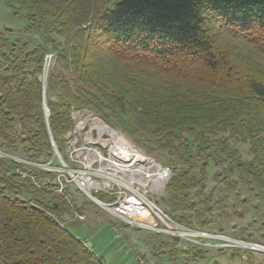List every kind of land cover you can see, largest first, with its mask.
<instances>
[{
	"label": "trees",
	"instance_id": "1",
	"mask_svg": "<svg viewBox=\"0 0 264 264\" xmlns=\"http://www.w3.org/2000/svg\"><path fill=\"white\" fill-rule=\"evenodd\" d=\"M4 1L34 38L0 30V148L48 161L51 138L64 149L71 109L85 108L182 161L170 190L200 183L197 159L201 168L227 163L264 187V0ZM43 91L56 98L47 117ZM231 140L247 142L251 159ZM55 186L53 174L0 157V264H105L65 227ZM171 218L193 224L190 215ZM200 248L160 239L157 249L175 263L195 261Z\"/></svg>",
	"mask_w": 264,
	"mask_h": 264
},
{
	"label": "rangeland",
	"instance_id": "2",
	"mask_svg": "<svg viewBox=\"0 0 264 264\" xmlns=\"http://www.w3.org/2000/svg\"><path fill=\"white\" fill-rule=\"evenodd\" d=\"M24 25L25 20L14 15L7 3L0 0V30L10 29L11 39L33 42V35L23 33ZM49 55L51 54H46L44 67L48 66ZM44 99L45 104L47 100H56L54 94L46 91ZM45 106L46 109L43 105L42 109L47 115L48 107ZM73 110L71 109L70 115ZM74 115L76 117L72 119L71 127L60 135L64 147L67 140L66 132L72 128L74 123L81 121L82 125L88 128V125H91V119L101 120L105 126L121 133L138 152L168 167L170 171L168 179L163 189L153 195V199L170 217L173 214H181L185 217L190 215L193 224L191 226L181 225L195 228L208 235L195 237L193 240L182 237L171 239L170 234L165 232L155 233L132 228L101 211L92 201L87 200L77 191L68 189L67 193L71 197V203L83 209V211H77L83 213L85 219L73 220V208L63 197L66 201L65 212L61 215L64 225L101 257L105 264H264V249L256 248H264V187L258 188L236 172L231 174L227 163L215 165L210 162L209 166L201 168V162L197 159L192 171L200 177L199 172L204 169L200 183L191 184L182 191L170 190L167 185L172 175L176 173L172 167L183 166L182 161L176 160L168 152L158 148L157 144L143 140L138 142L126 132L109 125L89 109L78 108ZM231 143L238 150L241 159L246 161L251 159L247 142L231 140ZM148 147H152L150 151L146 149ZM10 154L14 158H23L21 151ZM53 162L55 163L56 160L54 159ZM173 203L177 205L174 210L172 209ZM199 217L204 221L202 225L197 223ZM160 239L167 240L180 250H185L191 245H199L201 252L195 261H187L180 255L177 261L172 263L168 255L161 254L157 249ZM246 251H248V257L244 256Z\"/></svg>",
	"mask_w": 264,
	"mask_h": 264
},
{
	"label": "built area",
	"instance_id": "3",
	"mask_svg": "<svg viewBox=\"0 0 264 264\" xmlns=\"http://www.w3.org/2000/svg\"><path fill=\"white\" fill-rule=\"evenodd\" d=\"M48 57V61L51 60V55ZM77 111L78 108L72 111L71 119H75ZM90 124L87 128L81 121L74 123L66 132L63 154L51 138L53 155L48 161L15 159L1 148L0 157L53 174L55 192L73 208V220H84L85 215L71 203L68 189L77 191L101 211L129 227L165 232L188 240L208 236L203 231L184 227L173 220L153 199L168 179V167L138 152L121 133L105 126L101 120L93 118ZM21 175L40 186L34 175L27 171H22Z\"/></svg>",
	"mask_w": 264,
	"mask_h": 264
},
{
	"label": "water",
	"instance_id": "4",
	"mask_svg": "<svg viewBox=\"0 0 264 264\" xmlns=\"http://www.w3.org/2000/svg\"><path fill=\"white\" fill-rule=\"evenodd\" d=\"M46 72H47V69L46 68H44V70H43V75H42V82H43V85L45 84V76H46ZM42 105H43V108H45L46 109V104H45V99H44V91H43V96H42ZM45 115H46V113H45ZM47 116V115H46Z\"/></svg>",
	"mask_w": 264,
	"mask_h": 264
},
{
	"label": "bare ground",
	"instance_id": "5",
	"mask_svg": "<svg viewBox=\"0 0 264 264\" xmlns=\"http://www.w3.org/2000/svg\"><path fill=\"white\" fill-rule=\"evenodd\" d=\"M49 61H50V60H49ZM49 61H47V63H49ZM47 67H48V66H46L45 68L48 69ZM256 248H257V249H264V248H261V247H256Z\"/></svg>",
	"mask_w": 264,
	"mask_h": 264
},
{
	"label": "crops",
	"instance_id": "6",
	"mask_svg": "<svg viewBox=\"0 0 264 264\" xmlns=\"http://www.w3.org/2000/svg\"><path fill=\"white\" fill-rule=\"evenodd\" d=\"M81 221V220H80Z\"/></svg>",
	"mask_w": 264,
	"mask_h": 264
}]
</instances>
